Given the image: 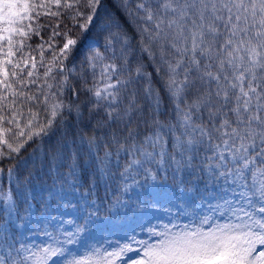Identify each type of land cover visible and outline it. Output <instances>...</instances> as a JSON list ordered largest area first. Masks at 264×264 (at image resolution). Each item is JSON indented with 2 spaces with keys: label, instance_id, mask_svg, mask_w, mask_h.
<instances>
[{
  "label": "snow or ice",
  "instance_id": "6c2138e0",
  "mask_svg": "<svg viewBox=\"0 0 264 264\" xmlns=\"http://www.w3.org/2000/svg\"><path fill=\"white\" fill-rule=\"evenodd\" d=\"M113 3L134 25L140 37L135 46L105 0H0V162L16 160L7 170L0 167V231L7 234L13 219L18 227L34 223L27 199L31 172L24 181L19 174L45 138L67 128L69 115L86 126L103 113L95 128L107 129L114 150L105 146L100 157L95 135H81V142L99 160V178L111 177L113 157L119 163L123 155L122 193L140 184L137 177L155 182L171 175L183 183V171L195 169L219 185L220 195L215 203L185 200L177 219L183 214L187 223L148 228L149 239L116 242L111 250L84 241L98 216L93 200L79 220L61 216L54 225L49 218L35 233L29 229V235L46 237L40 243L15 235L8 242L6 235L0 264H264V249L256 248L264 246V0ZM45 17L56 23H39ZM46 27L48 40L41 35ZM89 32L84 48L90 54L77 65V49ZM34 36L40 41L35 46ZM56 37L62 40L58 50ZM149 64L171 104L167 121L157 119L164 97ZM65 93L85 100H65ZM29 144L35 148L22 156ZM68 175L75 176L74 166ZM124 203L115 197L116 206Z\"/></svg>",
  "mask_w": 264,
  "mask_h": 264
},
{
  "label": "trees",
  "instance_id": "16d2710c",
  "mask_svg": "<svg viewBox=\"0 0 264 264\" xmlns=\"http://www.w3.org/2000/svg\"><path fill=\"white\" fill-rule=\"evenodd\" d=\"M106 7L109 12L114 13L119 21L122 23L124 29L133 37V45L137 40L140 39L139 35L135 31L134 25L129 23L125 18L113 0H105ZM39 23L48 26L54 25L56 23V18H41ZM59 31H64V25L61 23ZM76 29L70 35L76 38ZM50 31L45 29L41 30V35L44 40H48ZM93 36L92 32H89L83 36L80 47L77 49L76 53V64L79 65L80 61L84 58L85 54H90V50L84 48V44L87 40ZM37 37L32 38V44L39 43ZM103 38L97 44V47H101L103 44ZM55 43L57 45V50L62 46L61 37L55 38ZM101 50H103L101 48ZM45 57L50 58L48 51L45 52ZM145 61L146 56H145ZM68 67L72 66L71 61H65ZM81 69L77 67V72ZM147 71L153 72V66L148 65ZM43 72V69H41ZM153 79L156 83V87L160 88L161 95L164 97L160 115L157 117L160 121L169 120V113L171 112V104L167 95L164 93L160 82L156 80L155 73L153 72ZM75 81L73 84L75 85ZM88 86L91 87L94 83L92 72L88 69L87 75ZM90 95V94H89ZM65 100H85L83 95L79 97L75 95H70L65 93ZM143 103V101H141ZM87 107H90L88 105ZM83 108V116L87 118L89 112L87 108ZM103 116L101 112L100 116L89 121L86 126H78V121H74V115H69L68 126L66 129L56 132L48 138H45L40 150L37 151L31 158L29 168L27 171L21 172L19 174V179L24 181L28 179V172H31V177L29 180V191L27 199L34 204L35 213L38 215L43 210L46 209H59L63 210L76 205L78 209L79 220L83 216L84 207L87 205L91 207V202L96 201L98 206V216L95 218L94 224L90 226V231L85 235L84 241L89 245H106L107 242H113L116 247V242L131 243L130 238L135 240H146L149 239L148 228L154 227H144L141 222L139 224L136 222L138 220H132L137 217L142 211L152 208L150 205L155 202L161 208L171 209L172 211L177 210V204L183 206L185 200L202 202L207 200L209 203H215L216 199L220 195L219 185H214L212 180L207 176L206 173L198 174L195 169H185L182 173L183 183H180L179 178L174 179L171 175L166 180L157 181H147L144 182L141 177H137L140 180V184L132 189L128 193H122V180L119 176V171L122 170V164L124 157L121 155L119 163L113 157L111 164V171L113 175L111 177L99 178L97 174V166L99 165V160H94L89 155V149L86 143L81 142V135L92 136L95 135L99 138L100 147L97 149L100 157L104 154L105 146L114 150V145L108 142V137L106 136L107 129L100 128L96 129V119H100ZM171 119L174 121L175 117L172 116ZM135 125H133L134 127ZM141 132L145 131L143 124L141 125ZM35 148V144H29L27 151L21 153L22 156H28ZM16 163V160L5 159L0 162V167L7 170L8 167ZM198 163V161H196ZM75 167V176H69V171ZM7 188L8 182L6 176L4 177V183L2 185ZM158 192H167L169 194L168 198H164L161 201H157L153 198L152 190ZM18 194V193H17ZM120 195L123 200L127 203L121 204L120 206L115 205V197ZM141 202V209L137 208V201ZM2 201H0V207H2ZM26 207L21 203V208L19 215L23 216V208ZM32 210V209H31ZM187 210V209H186ZM4 217L0 215V225L4 224ZM188 222V217L183 214L179 215L172 221L163 219L162 224ZM134 223V230L129 233L127 238H119L118 234L127 231V223ZM18 221L13 219L10 223L9 232L5 234L0 231V243H4L5 236L7 235L8 242H11L12 236L15 235L17 239L24 243H31L29 238V229L32 233H35L38 228L44 227L40 222L33 224L31 227H18ZM158 227V226H155ZM141 229H144L143 231ZM40 243V242H39ZM0 255H4V250L0 248Z\"/></svg>",
  "mask_w": 264,
  "mask_h": 264
},
{
  "label": "rangeland",
  "instance_id": "374dc122",
  "mask_svg": "<svg viewBox=\"0 0 264 264\" xmlns=\"http://www.w3.org/2000/svg\"><path fill=\"white\" fill-rule=\"evenodd\" d=\"M95 47H96V45H95ZM90 71L92 72L93 69H90ZM95 72L97 73V77H98L99 76V72H100L99 66H97V68L95 69ZM166 196L167 195L160 194V193H158L157 191L154 190V197L157 198V200H160V199H162V198H164ZM32 212L34 214L33 218H32L34 223L28 224L27 227H31L33 224L40 223L42 220L49 219V218H51V223L52 224L59 225V223H60L59 217H61V216H63L65 219H67L69 217L77 219V209H76V207H71L69 209H65L63 212L62 211H58V210L56 211V210L47 209V210L43 211V217H41V215H36L35 214L34 209H33V204H32ZM176 214H177V211L169 212V211H166V209L153 208V209H150V210L145 211L144 213L140 214V216H141L140 220H142L144 227H150V226H152V224H158L163 218H167L168 221H171V220H173L176 217ZM181 223H187V222L182 221V222H179L177 224H181ZM158 227H161V223L158 224ZM65 228L68 229V230H71V226H69L67 224H65ZM130 230H134V226L129 225L127 233L126 234L119 233L118 237L121 239L122 237L128 236ZM29 238H30L31 242L33 240H35L37 243L42 242V241H44L46 239V237L39 236V235H34V234L33 235H29ZM105 247H107L109 250H111L112 249L111 242L107 243L105 245ZM133 247L134 248H138L139 245L133 244ZM256 248L259 251V250L264 249V246L256 245ZM255 254L256 253H254V255ZM128 255L131 256V257H134L135 253H129Z\"/></svg>",
  "mask_w": 264,
  "mask_h": 264
}]
</instances>
